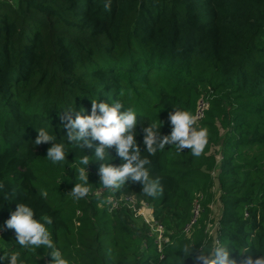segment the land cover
Segmentation results:
<instances>
[{
    "label": "trees",
    "instance_id": "16d2710c",
    "mask_svg": "<svg viewBox=\"0 0 264 264\" xmlns=\"http://www.w3.org/2000/svg\"><path fill=\"white\" fill-rule=\"evenodd\" d=\"M200 98L208 102L197 123L208 129L201 155L174 144L148 154L144 127L160 120L169 135L174 108L194 115ZM93 99L137 112L155 196L130 179L103 185L101 165L125 162L114 145L101 161L90 135L91 146L67 144L64 112L90 115ZM42 127L66 144L64 161L47 159L55 141L35 144ZM79 167L83 197L72 193L84 183ZM126 196L148 203L169 231L161 248ZM16 203L52 218L69 264H199L217 243L236 264L264 254V0H0V225ZM0 248L20 251L24 264H51V249H21L12 229L0 232Z\"/></svg>",
    "mask_w": 264,
    "mask_h": 264
},
{
    "label": "clouds",
    "instance_id": "9594fccd",
    "mask_svg": "<svg viewBox=\"0 0 264 264\" xmlns=\"http://www.w3.org/2000/svg\"><path fill=\"white\" fill-rule=\"evenodd\" d=\"M124 105L119 102H97L91 100V114H77L72 118L71 106L64 112L63 120H67L64 127L67 129V141L82 142L81 147L91 146V142L86 139L91 136L93 140L99 141L95 147V158L105 161L106 150L113 145L116 147L117 155L125 161L119 167L110 164H102L100 168V179L104 186L119 187L126 180L141 182L143 193L148 196H155L161 191L160 185L149 176V170L145 167L149 163L148 158L141 157L140 148L136 141L137 112L132 109H124ZM170 113L169 121L173 126L169 135L161 136V121L149 123L144 127L143 144L148 154H154L157 150H162L166 145L174 144L178 152L188 148L193 156H200L208 142V129L197 125L196 117L188 110L183 108H174ZM97 110L99 114H97ZM85 111V109H81ZM38 135L35 144L40 145L45 142L55 141L47 150V159L53 163L64 161L66 158V144L57 142L56 136L50 134L47 128L37 130ZM108 154V153H107ZM89 156L84 155L79 158V164L86 166L89 163ZM79 180L84 183H78L72 189L74 195L83 197L88 193L86 186L87 174L85 167L78 168ZM46 196L47 192L42 191ZM7 199V198H6ZM10 200V199H7ZM52 224V218L48 215H42L40 220L34 219V209L27 203H16L15 210L11 211L10 217L0 225V232L6 229L14 230L16 235V244L21 249L35 251L41 245L49 252L51 264H69L60 247H56L52 238L49 226ZM0 254V262L7 261V264H24L21 259L20 251H5L3 248ZM230 250L227 246L217 243L209 252L196 257L199 264H236V261L230 258ZM244 252H248L245 250ZM180 264H183V257L180 258ZM242 264H264V254L256 257L248 255Z\"/></svg>",
    "mask_w": 264,
    "mask_h": 264
},
{
    "label": "built area",
    "instance_id": "2783aa9c",
    "mask_svg": "<svg viewBox=\"0 0 264 264\" xmlns=\"http://www.w3.org/2000/svg\"><path fill=\"white\" fill-rule=\"evenodd\" d=\"M208 107V102L205 98H200L197 101V105H196V109H195V113L194 116L197 119V123L202 119V117L204 116V111L205 109ZM124 202L127 204V206L132 209V211L134 212V215L136 213L141 214V215H136V216H141L144 223L150 228H154L155 231L157 233H159V237H156L155 235H151L154 239V243H156V245L161 248L162 243L167 241V236L163 239H160L162 237V234L164 232V226L157 221L154 216H153V211H151V206H147L149 205L148 203H146V206L149 208V211L147 209V211L144 208H139V205H137L136 200L134 197L132 196H126L124 198ZM199 215V206L197 204L194 205L193 209H192V219L191 221L188 223V225L185 227V231L189 232L191 224L194 223L196 217Z\"/></svg>",
    "mask_w": 264,
    "mask_h": 264
},
{
    "label": "rangeland",
    "instance_id": "374dc122",
    "mask_svg": "<svg viewBox=\"0 0 264 264\" xmlns=\"http://www.w3.org/2000/svg\"><path fill=\"white\" fill-rule=\"evenodd\" d=\"M215 191H217L216 188H215ZM136 203H137V205H139V208H144L146 206V202L145 201H136ZM147 206H150V205H147ZM147 206L145 207V210L147 211V209H148V211H149V208ZM217 207H221V203L218 201V199L214 203L215 215H213V217H215V218L219 216L218 215V211H217L218 210ZM151 211H152V208H151ZM136 215H141V214L136 213L134 215V218H136L138 224L143 223L144 225H146L144 223L142 217L141 216H136ZM211 229H213V228L211 227ZM168 232L169 231H167L165 229V227H164V232H163L162 237L160 239H162V238L164 239L167 236ZM211 233L214 234V230H211ZM149 234L152 235V236L155 235L156 237H159V233H157L154 228H150Z\"/></svg>",
    "mask_w": 264,
    "mask_h": 264
}]
</instances>
